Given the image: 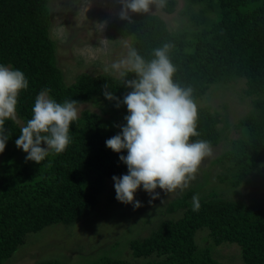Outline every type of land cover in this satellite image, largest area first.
I'll use <instances>...</instances> for the list:
<instances>
[{
	"label": "trees",
	"instance_id": "obj_1",
	"mask_svg": "<svg viewBox=\"0 0 264 264\" xmlns=\"http://www.w3.org/2000/svg\"><path fill=\"white\" fill-rule=\"evenodd\" d=\"M49 0H0V64L24 73L28 87L20 91L16 114L23 127L33 116L36 97L46 91L58 103L90 102L98 112L84 110L70 127V144L62 153L50 151L40 163L16 158L8 152L0 163V264L24 244L31 233L51 224H76L96 204L107 179L127 174L120 160L127 150L116 153L106 141L126 125L127 106L108 100V92L123 101L132 89L123 78L109 73L81 72L67 84L57 65L56 41L50 36ZM177 0L161 8L173 13ZM198 7L193 11L191 8ZM188 24L170 30L157 14H130L131 22L111 20L105 35L113 40L130 38L147 61L153 50L173 45L169 58L177 71L174 81L193 89L198 102L207 91L233 80H243L242 92L250 98L249 112L236 125L243 130L229 140V147L214 162L226 172L221 177L236 187L264 171V0H187ZM134 74L127 73V79ZM214 84V86H212ZM198 107V136L216 146L223 135L221 117L205 106ZM12 120H6L3 135L8 140L21 135ZM224 181V180H223ZM190 192L172 199L166 210H181L177 218L158 221L145 237L129 240L133 259L140 264H225L212 255L221 243L238 245L244 264H264V209L260 203L224 197H200L199 211L192 210ZM116 199V191L112 194ZM208 231L209 243L198 245L196 232ZM106 252L85 264H138ZM35 264H61L42 260Z\"/></svg>",
	"mask_w": 264,
	"mask_h": 264
},
{
	"label": "rangeland",
	"instance_id": "obj_2",
	"mask_svg": "<svg viewBox=\"0 0 264 264\" xmlns=\"http://www.w3.org/2000/svg\"><path fill=\"white\" fill-rule=\"evenodd\" d=\"M48 8L51 19L50 36L56 41L57 65L63 73L65 83H72L81 72L109 73L120 77L111 65L127 55L130 38L117 37L110 40L105 35V27L111 20L120 18L121 0H49ZM191 9L196 11L198 7ZM188 11L187 0H177L173 13L168 14L161 8L152 6V12L143 14L159 15L173 31L188 24ZM105 22L103 31H97V23ZM101 37L107 39L106 47L99 44ZM242 88L243 80H233L207 91L205 95L209 92L208 97L198 100L199 106L219 113V126H225V129L220 142L211 147L212 154L201 162L196 178L183 191L178 189L167 194L157 189L159 198L150 203L151 197L141 187L135 198L142 206L134 208L132 204H124L112 198L115 182L113 178L107 179L96 204L80 221L68 226L51 224L31 233L3 264H35L42 260H58L61 264H85L89 258H95L104 252L109 256L134 262L129 240L147 236L162 219L177 218L182 209L170 213L166 207L172 199L186 192L191 193L187 198L189 202L193 196H217L260 203L264 209V171L231 187L221 178L226 174L224 167L214 162L219 154L228 149L229 140L242 134L243 130L236 124L251 108L250 98L242 92ZM77 108L79 115L86 109L98 112L90 102L79 104ZM13 122L19 128L23 127L17 114ZM42 146L47 147L46 144ZM8 152H13L16 158L26 160L27 153L18 149L13 140H7L6 149L0 154V163ZM123 175L125 174L117 177ZM195 241L198 245L208 244V231L198 230ZM211 252L225 264H244L240 249L235 243H221L213 246ZM145 260L136 259L135 262L140 264Z\"/></svg>",
	"mask_w": 264,
	"mask_h": 264
},
{
	"label": "clouds",
	"instance_id": "obj_3",
	"mask_svg": "<svg viewBox=\"0 0 264 264\" xmlns=\"http://www.w3.org/2000/svg\"><path fill=\"white\" fill-rule=\"evenodd\" d=\"M120 18L131 22L130 13L152 12V6L160 9L166 0H121ZM105 23H97V31H103ZM107 39L99 44L106 47ZM173 45L163 44L153 50L150 61L135 49L112 63L111 68L132 89L121 102L104 85V95L110 101L127 106L126 125L122 132L106 141L107 147L116 153L127 150L120 160L127 165L128 173L113 176L116 199L124 204L140 208L135 194L143 187L152 200L159 198L157 189L165 193L183 191L196 178L201 162L212 154L211 145L205 140L192 142L198 136V107L191 87H181L173 77L177 71L169 58ZM127 73L134 78L127 79ZM28 87V81L20 70L0 64V154L6 149L8 137L3 135L6 120H16L18 95ZM77 100L58 103L42 91L35 99L33 116L22 127L16 139L18 149L27 153L26 160L40 164L50 151L59 154L70 144V127L79 118ZM47 145L43 147L42 145ZM198 196L192 198V210L199 211Z\"/></svg>",
	"mask_w": 264,
	"mask_h": 264
}]
</instances>
